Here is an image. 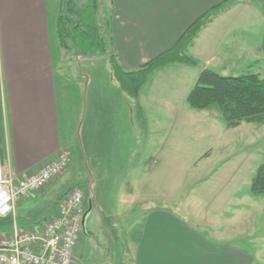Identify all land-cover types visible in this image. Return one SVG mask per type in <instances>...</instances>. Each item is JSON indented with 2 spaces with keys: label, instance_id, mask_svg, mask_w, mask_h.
<instances>
[{
  "label": "rangeland",
  "instance_id": "374dc122",
  "mask_svg": "<svg viewBox=\"0 0 264 264\" xmlns=\"http://www.w3.org/2000/svg\"><path fill=\"white\" fill-rule=\"evenodd\" d=\"M106 1L100 0L104 11ZM84 2L71 0V5L79 10ZM239 2V6L217 23L216 28L221 32L220 49L214 43L206 45L211 35L207 31L200 33L196 48L185 47L197 61L190 74L199 73L218 48L217 61L206 64L208 68L221 75L245 72L264 75V53L260 51L264 0ZM209 41L211 43V39ZM56 47L65 64L67 95L72 86L71 94L75 93L80 99L77 134L70 150L71 163L60 179L47 185L43 193H36L37 196L30 201L16 200L17 219L15 216L0 219V235L12 230L13 219L19 226L42 222L48 215L46 212L56 207V197H64L77 187L83 192L85 205L91 201L101 209L97 207V254L90 257L86 234L81 231L74 264H130L129 245L134 239L132 225L136 215L130 213L129 207L135 204L124 201L122 196L135 185L147 193V187H142L143 179L138 180V175L142 168L140 160L144 158L141 144L149 137L160 141L154 168L155 193L159 195L160 205L203 226L204 234L211 237L220 234L223 241L257 254L258 264H264L261 257L264 253V195L250 192L251 179L264 160V124L242 123L234 129H225L217 105L204 110L192 109L184 100H173L181 90H171L169 97L167 95L170 99L166 97L165 102L150 101L143 131L136 117L134 119L131 113L122 114L123 107L124 110L127 106L131 109L132 103L112 78L105 57L91 50L77 55L74 49H65L59 44ZM219 60L224 62L223 68L217 66ZM96 88L100 95L101 90H107L115 101V116L110 127V141H107L113 153L106 161L100 158L104 156L102 150L95 148L92 151L90 145L89 118ZM121 95L122 101L118 97ZM147 96L148 89L144 92L145 100ZM179 104H184L188 111L170 109V106L179 107ZM28 227L34 228L35 225Z\"/></svg>",
  "mask_w": 264,
  "mask_h": 264
},
{
  "label": "crops",
  "instance_id": "0c3cea01",
  "mask_svg": "<svg viewBox=\"0 0 264 264\" xmlns=\"http://www.w3.org/2000/svg\"><path fill=\"white\" fill-rule=\"evenodd\" d=\"M225 1L218 13L212 16L187 46L190 50L197 47L200 33L204 31L211 34V43L208 40L206 45L214 43L220 49L221 32L216 28L217 23L239 6L240 0H107L103 17L110 30L120 66L124 70H133L166 51L198 17ZM59 4L60 0H0V160L6 173L14 178L36 172L43 163L54 159L61 149L71 150L75 143L80 99L76 98L75 93L71 94L72 86L67 95L69 89L63 73L65 64L56 47L59 44L56 25ZM188 48L185 50L187 54L190 53ZM218 48L206 60V64L216 63ZM226 52L225 55L228 54ZM206 64L203 68H208ZM194 65L170 63L149 74L138 93L145 122L150 101L163 100L167 95L169 97L171 90H181L173 100L177 98L178 101H185L198 75V72L189 73ZM217 66L223 68L224 62L219 60ZM147 85L151 86L146 88ZM147 89L149 96L145 100L144 92ZM95 91L88 128L90 145L92 151L95 148L97 151L102 150L104 156L100 158L106 161L113 153L107 141H110L115 101L107 90H101L102 95L98 94L97 88ZM118 97L122 101V95ZM176 108L180 112L188 111L184 104H179V107L170 106L172 110ZM180 112L177 113L182 115ZM123 113L130 115L132 111L127 106L125 110L123 107ZM141 149L144 158L140 160L142 168L138 180L143 179L142 187H147V193L135 185L122 196L124 201L135 204L129 207L130 213L136 215L132 225L134 239L129 245L130 264L259 263L257 254L223 241L220 234L208 236L202 232L203 226L163 208L159 195L155 193L154 176L160 141L148 137L141 144ZM64 172L49 184L59 180ZM44 189L30 192L17 201H30L38 192L43 193ZM62 196H57L55 201ZM97 207L100 208L92 206L82 232L86 234V244L92 258L97 254L99 241ZM15 210L16 201L14 214L0 219H12L14 216L17 219ZM54 212L55 207L48 210L46 215ZM16 219H13V228L24 229L40 223L39 220L19 226ZM27 222L28 219L25 220ZM10 232L0 235V239ZM77 253L74 250V258ZM261 257L264 258V253Z\"/></svg>",
  "mask_w": 264,
  "mask_h": 264
},
{
  "label": "trees",
  "instance_id": "16d2710c",
  "mask_svg": "<svg viewBox=\"0 0 264 264\" xmlns=\"http://www.w3.org/2000/svg\"><path fill=\"white\" fill-rule=\"evenodd\" d=\"M225 2L220 3L198 17L181 34L175 44L133 70H124L114 49L112 36L104 20V9L99 0H85L79 10L71 0H60L57 16L59 46L74 49L78 55L84 51L105 57L112 78L132 103V116L145 127V118L138 102V93L149 74L170 63L196 64L185 53L201 28L216 14ZM76 15H73L75 13ZM73 20V21H72ZM260 51L264 53V30ZM187 105L204 110L217 105L225 129H234L242 123L264 124V75L245 72L238 75H221L210 68H203L186 95ZM250 192L264 195V160L258 165L250 183Z\"/></svg>",
  "mask_w": 264,
  "mask_h": 264
},
{
  "label": "built area",
  "instance_id": "2783aa9c",
  "mask_svg": "<svg viewBox=\"0 0 264 264\" xmlns=\"http://www.w3.org/2000/svg\"><path fill=\"white\" fill-rule=\"evenodd\" d=\"M70 163L71 151L64 148L36 172L14 178L0 160V218L13 215L18 198L44 189ZM55 206L54 214L34 228L14 226L0 239V264H73L84 213L83 192L75 187L57 199Z\"/></svg>",
  "mask_w": 264,
  "mask_h": 264
},
{
  "label": "water",
  "instance_id": "95a60500",
  "mask_svg": "<svg viewBox=\"0 0 264 264\" xmlns=\"http://www.w3.org/2000/svg\"><path fill=\"white\" fill-rule=\"evenodd\" d=\"M91 207H92L91 201H88V208H87V210L83 213V217H82V221H81V224L83 225V226H82L83 229H84V222H85V219H86L88 213L90 212Z\"/></svg>",
  "mask_w": 264,
  "mask_h": 264
},
{
  "label": "flooded vegetation",
  "instance_id": "af4514ba",
  "mask_svg": "<svg viewBox=\"0 0 264 264\" xmlns=\"http://www.w3.org/2000/svg\"><path fill=\"white\" fill-rule=\"evenodd\" d=\"M92 204V203H91ZM93 206V205H92ZM87 208H88V202L86 203V205H85V208H84V212L87 210ZM92 208V207H91ZM91 211V210H90ZM90 213V212H89ZM88 213V214H89ZM88 216V215H87ZM87 218V217H86ZM85 221H86V219H85ZM83 225L81 224V230H82V232L84 231V229H83V227H82ZM84 226H85V222H84Z\"/></svg>",
  "mask_w": 264,
  "mask_h": 264
}]
</instances>
